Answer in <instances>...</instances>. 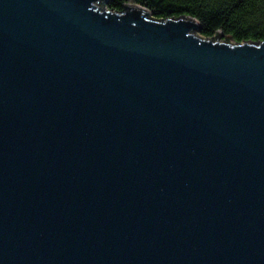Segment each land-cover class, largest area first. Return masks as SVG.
Segmentation results:
<instances>
[{
	"label": "water",
	"instance_id": "1",
	"mask_svg": "<svg viewBox=\"0 0 264 264\" xmlns=\"http://www.w3.org/2000/svg\"><path fill=\"white\" fill-rule=\"evenodd\" d=\"M107 0H0V264H264V41Z\"/></svg>",
	"mask_w": 264,
	"mask_h": 264
},
{
	"label": "trees",
	"instance_id": "2",
	"mask_svg": "<svg viewBox=\"0 0 264 264\" xmlns=\"http://www.w3.org/2000/svg\"><path fill=\"white\" fill-rule=\"evenodd\" d=\"M106 5L115 11L140 5L159 19L191 16L207 38L223 34L236 43L264 41V0H107Z\"/></svg>",
	"mask_w": 264,
	"mask_h": 264
}]
</instances>
